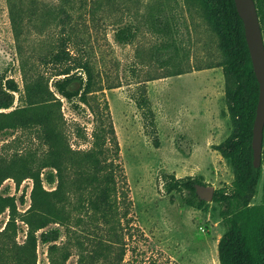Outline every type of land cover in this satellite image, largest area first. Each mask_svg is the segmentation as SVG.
Instances as JSON below:
<instances>
[{
    "label": "rangeland",
    "instance_id": "1",
    "mask_svg": "<svg viewBox=\"0 0 264 264\" xmlns=\"http://www.w3.org/2000/svg\"><path fill=\"white\" fill-rule=\"evenodd\" d=\"M255 1L264 36V0ZM214 9L211 0H0V73L15 78L23 92L26 76H53L56 68L40 57L67 38L71 53L90 61L103 88L91 93L90 102L95 108L108 104L119 140L125 200L117 218L104 222L75 192L71 219L50 224L61 227L59 243L71 249L66 264H220L226 225L219 204L207 198L204 209L194 208L180 192H167L163 176H197L215 189L235 177L230 156L219 148L237 124L228 113L233 80L223 68L221 21ZM124 26L135 33L128 42L116 39ZM141 85L149 98L146 116L135 99ZM78 87V81L72 84ZM21 95L16 93L15 106L23 103ZM62 112L72 148L89 149L95 126L90 105L62 98ZM43 149L31 127L0 133L4 157ZM261 166L253 206L264 205V144ZM6 187L26 212L33 180L17 187L10 177L1 189ZM9 219L7 208L0 213V232ZM17 224L16 240L24 243L28 224ZM37 253V264L48 263L47 244L39 242Z\"/></svg>",
    "mask_w": 264,
    "mask_h": 264
},
{
    "label": "trees",
    "instance_id": "2",
    "mask_svg": "<svg viewBox=\"0 0 264 264\" xmlns=\"http://www.w3.org/2000/svg\"><path fill=\"white\" fill-rule=\"evenodd\" d=\"M211 1L221 21L223 68L233 80L227 90L228 113L237 124L236 130L219 145L235 166L232 183L215 189L213 197L226 225L218 246L219 260L220 264H264V205L251 204L262 175V166L254 164L252 148L260 85L235 0ZM134 35L131 27L124 26L116 32V39L128 42ZM40 59L45 65H53L56 72L48 77L44 72L31 78L25 75L23 92L15 78L0 73V133L31 127L44 144L42 151L17 152L8 158L0 154V213L10 210L7 226L0 232V264H37L39 242L48 245L49 260L43 264H66L72 252L68 245L59 243L62 236L59 225L71 219L72 194L78 192L84 206L109 224L118 216L119 201L125 200L124 192H120L124 177L118 161L120 144L107 112L108 104L95 108L90 102L91 93L103 90L97 86L90 61L76 58L67 46V38H62L57 49ZM77 81L79 87L72 88ZM139 90L135 99L146 116L150 111L147 87L141 85ZM17 92L22 93L23 103L15 106ZM62 98L69 101L78 98L90 105L95 126L89 149L76 150L69 143ZM8 109L11 110L5 111ZM163 176L167 192H180L183 201L194 208L206 207L207 200L200 198L196 188V184L207 185L200 177L179 178L166 171ZM10 177L17 187L26 178L33 180L31 206L24 213L19 211L16 197L6 194L9 188L1 189ZM45 184L55 186L47 188ZM20 201L25 202L24 192ZM18 219L29 227L24 243L16 240ZM52 223L59 225L50 226Z\"/></svg>",
    "mask_w": 264,
    "mask_h": 264
},
{
    "label": "water",
    "instance_id": "3",
    "mask_svg": "<svg viewBox=\"0 0 264 264\" xmlns=\"http://www.w3.org/2000/svg\"><path fill=\"white\" fill-rule=\"evenodd\" d=\"M240 16L244 21L246 38L250 49L254 70L256 72L260 94L253 127L252 148L254 164L262 165L264 144V36L260 16L255 0H235ZM197 192L202 199H213L215 188L205 184H196Z\"/></svg>",
    "mask_w": 264,
    "mask_h": 264
}]
</instances>
